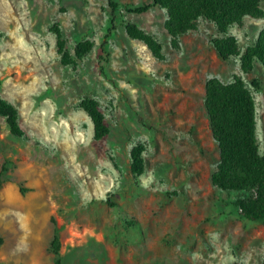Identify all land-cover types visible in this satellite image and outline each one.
I'll return each instance as SVG.
<instances>
[{"label": "rangeland", "instance_id": "374dc122", "mask_svg": "<svg viewBox=\"0 0 264 264\" xmlns=\"http://www.w3.org/2000/svg\"><path fill=\"white\" fill-rule=\"evenodd\" d=\"M115 1L113 11L108 0H0V96L23 130L14 136L0 115V264H56L55 230L61 264H264V221L240 217L243 193L211 182L219 150L204 104L208 79L241 76L264 155V66L245 73L238 57L222 60L211 39L223 34L205 16L173 48L163 8ZM128 23L155 37L163 58ZM263 27L264 16H245L227 34L243 51ZM57 33L71 54L81 40L94 45L64 64ZM86 97L104 114L102 139ZM138 144L141 175L131 169Z\"/></svg>", "mask_w": 264, "mask_h": 264}, {"label": "trees", "instance_id": "16d2710c", "mask_svg": "<svg viewBox=\"0 0 264 264\" xmlns=\"http://www.w3.org/2000/svg\"><path fill=\"white\" fill-rule=\"evenodd\" d=\"M108 2L114 11L118 3L115 0ZM262 2L264 0H151L140 6L126 8L135 13L146 12L154 6L163 8L167 13L164 26L173 48L178 47L181 35L197 28L199 17L209 18L223 34L211 39L219 57L225 61L238 57L242 71L249 73L255 62L264 66V27L256 41L243 51L240 50L237 38L227 34V31L233 24H242L245 16L263 17ZM126 28L132 37L142 40L155 57L163 58L162 44L155 37L133 23H128ZM105 43L106 40L101 43L100 48L107 54ZM93 45L92 40H81L76 43L74 53L71 54L65 48L61 34L57 33L58 51L64 64L84 58ZM100 58L106 61V57L100 55ZM251 84L256 88L260 87L257 79H252ZM204 104L211 133L219 150V163L211 173L212 184L221 191L242 192L243 195L233 201L238 215L250 220L264 221V155L260 153L257 142L256 107L250 89L239 75H234L230 82H222L213 77L206 82ZM80 106L93 123L94 138L99 140L105 137L109 128L98 102L86 97L81 100ZM0 115L5 118L11 134L17 137L23 135L18 109L1 96ZM142 152L141 144L131 151V169L135 175L143 173ZM2 243L3 237L0 236V246ZM50 249L56 255L55 263L61 264L56 230L50 241Z\"/></svg>", "mask_w": 264, "mask_h": 264}]
</instances>
